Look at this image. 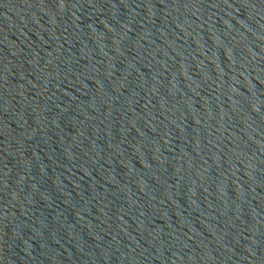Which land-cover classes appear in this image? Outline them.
I'll list each match as a JSON object with an SVG mask.
<instances>
[{
    "label": "water",
    "instance_id": "obj_1",
    "mask_svg": "<svg viewBox=\"0 0 264 264\" xmlns=\"http://www.w3.org/2000/svg\"><path fill=\"white\" fill-rule=\"evenodd\" d=\"M0 264H264V0H0Z\"/></svg>",
    "mask_w": 264,
    "mask_h": 264
}]
</instances>
